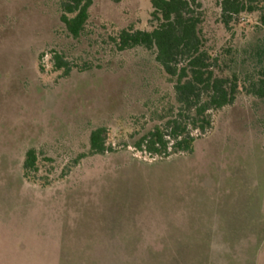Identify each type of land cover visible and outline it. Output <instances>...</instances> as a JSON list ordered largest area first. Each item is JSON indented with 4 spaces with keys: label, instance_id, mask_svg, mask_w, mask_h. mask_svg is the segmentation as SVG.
I'll return each mask as SVG.
<instances>
[{
    "label": "rangeland",
    "instance_id": "obj_1",
    "mask_svg": "<svg viewBox=\"0 0 264 264\" xmlns=\"http://www.w3.org/2000/svg\"><path fill=\"white\" fill-rule=\"evenodd\" d=\"M59 1L0 0V264H264V105L243 95L215 114L190 156L123 149L167 86L143 54L112 51L109 36L147 29L151 0H95L79 39ZM203 2L212 32L214 0ZM256 20L241 18L239 44ZM52 50L91 70L53 72ZM99 125L116 152L73 166ZM30 148L53 159L40 174L52 167L50 187L24 179Z\"/></svg>",
    "mask_w": 264,
    "mask_h": 264
},
{
    "label": "trees",
    "instance_id": "obj_2",
    "mask_svg": "<svg viewBox=\"0 0 264 264\" xmlns=\"http://www.w3.org/2000/svg\"><path fill=\"white\" fill-rule=\"evenodd\" d=\"M107 1L119 4L123 0ZM94 2L59 1L60 21L69 37L79 39L86 33ZM214 4L212 32L207 28L210 14L203 0H151L147 29L131 24L109 36L112 51L143 54L146 67L156 70L167 86L164 94L149 101L151 107L145 104L152 121L149 128L131 134L129 141L119 145L123 149L132 146L160 159L190 156L202 136L213 129L215 114L232 107L243 95L256 106L264 105V0H214ZM244 16H256L257 20L251 38L239 44L235 37ZM215 31L231 38L220 43ZM51 55L53 72H61L63 77L76 69L91 70L89 65L80 67L69 60L64 52L52 50ZM44 57L45 53L38 58L41 72L46 71ZM259 124L264 129V117ZM108 130L99 125L90 131L88 149L73 160V166L89 157L116 152ZM45 163L52 165L54 161L40 149L30 148L23 163L24 179L50 187L52 167L45 176L40 175ZM67 171L70 167L64 169L62 178Z\"/></svg>",
    "mask_w": 264,
    "mask_h": 264
}]
</instances>
